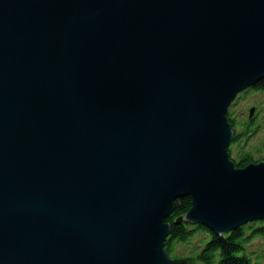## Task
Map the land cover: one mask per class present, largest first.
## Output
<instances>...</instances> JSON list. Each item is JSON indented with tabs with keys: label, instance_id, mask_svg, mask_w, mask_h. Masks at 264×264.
I'll return each mask as SVG.
<instances>
[{
	"label": "water",
	"instance_id": "water-1",
	"mask_svg": "<svg viewBox=\"0 0 264 264\" xmlns=\"http://www.w3.org/2000/svg\"><path fill=\"white\" fill-rule=\"evenodd\" d=\"M262 80L264 0H0V264H174L186 197L264 222L228 119Z\"/></svg>",
	"mask_w": 264,
	"mask_h": 264
},
{
	"label": "trees",
	"instance_id": "trees-1",
	"mask_svg": "<svg viewBox=\"0 0 264 264\" xmlns=\"http://www.w3.org/2000/svg\"><path fill=\"white\" fill-rule=\"evenodd\" d=\"M263 83L264 81H261L259 84ZM253 163V159L250 158L246 164L240 167L236 166V168L244 169ZM191 207V199L188 197L176 201L175 212L166 219L170 225V236L165 242V251L172 258L171 254H173L177 243H189L195 235L201 232L207 234L208 240L191 257H173L174 264H258L248 254L247 244L253 238H264L263 221L244 225L227 234L216 235L203 226L193 225L189 222L177 223L180 218L186 217Z\"/></svg>",
	"mask_w": 264,
	"mask_h": 264
},
{
	"label": "rangeland",
	"instance_id": "rangeland-1",
	"mask_svg": "<svg viewBox=\"0 0 264 264\" xmlns=\"http://www.w3.org/2000/svg\"><path fill=\"white\" fill-rule=\"evenodd\" d=\"M253 106L260 113L256 124L251 128L253 130L254 127H257V133L254 136L247 137L246 142L243 140L240 146L232 149V156L237 161L244 153H249L254 159L264 162V93L247 91L238 94L228 109V116L236 122L238 131H247L244 127L248 123V110ZM207 240L206 233H198L189 243H177L171 256L176 258L191 257L203 247ZM247 245L248 254L253 261L264 264V238H253ZM173 257L169 258L173 259Z\"/></svg>",
	"mask_w": 264,
	"mask_h": 264
},
{
	"label": "flooded vegetation",
	"instance_id": "flooded-vegetation-1",
	"mask_svg": "<svg viewBox=\"0 0 264 264\" xmlns=\"http://www.w3.org/2000/svg\"><path fill=\"white\" fill-rule=\"evenodd\" d=\"M264 81V80H262ZM247 91H252V92H262L264 93V83L263 84H257L256 86L249 88L247 90H245L244 92ZM242 92V93H244ZM257 109L253 106L248 110V123L247 126L244 127L247 129V131H238V129L236 128V122L233 121V119H230V122L232 124L233 127V133H234V141L231 144V146L229 147V154H230V159L231 161H233L234 165L237 167H240L243 164H246L250 158L253 159L254 163H259L261 161L256 160L252 157V155H250L249 153H244L243 156L237 161L235 160V158H233L232 156V149L234 147H238L240 146V144L242 143L243 140H245L244 142H246L247 137L249 136H254L257 133V127H254L253 130H251V128L253 127L254 124H256L258 118H259V111H256ZM252 131V132H251ZM250 133V134H249Z\"/></svg>",
	"mask_w": 264,
	"mask_h": 264
}]
</instances>
